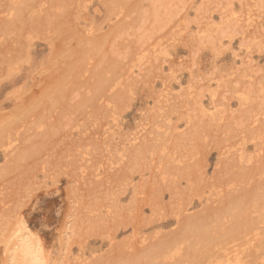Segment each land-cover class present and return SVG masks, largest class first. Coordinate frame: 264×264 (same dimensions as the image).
Segmentation results:
<instances>
[{"label":"rangeland","instance_id":"374dc122","mask_svg":"<svg viewBox=\"0 0 264 264\" xmlns=\"http://www.w3.org/2000/svg\"><path fill=\"white\" fill-rule=\"evenodd\" d=\"M261 196L264 0H0V264H264Z\"/></svg>","mask_w":264,"mask_h":264},{"label":"bare ground","instance_id":"6f19581e","mask_svg":"<svg viewBox=\"0 0 264 264\" xmlns=\"http://www.w3.org/2000/svg\"><path fill=\"white\" fill-rule=\"evenodd\" d=\"M160 3V2H159ZM156 4V3H155ZM154 4V5H155ZM153 6V5H152ZM156 6V5H155ZM161 6V5H160ZM158 7V6H157ZM163 7V6H162ZM155 9V8H154ZM263 194V193H262ZM262 197V199L264 198L263 196H261ZM257 198V197H256ZM260 198V197H259ZM257 201H258V199H256ZM264 200V199H263ZM257 201L255 202V205L257 204V205H259L260 207H261V205L260 204H258L257 203ZM259 202V201H258ZM261 202V201H260ZM259 202V203H260ZM262 204V203H261ZM256 205V207H258ZM259 208V207H258ZM237 213V212H236ZM235 213V214H236ZM239 217V216H238ZM241 217V216H240ZM234 218V217H233ZM234 219H236V217L234 218ZM241 220V219H240ZM239 220V221H240ZM236 221V220H235ZM242 221V220H241ZM240 221V222H241ZM238 222V221H237ZM236 223V222H235ZM242 223V222H241ZM240 223V224H241ZM236 225V224H235ZM239 225V224H238ZM242 232V231H241ZM248 232V231H247ZM246 232V234H248ZM238 233H239V231H238ZM244 233V232H243ZM240 234H242V233H240ZM245 234V235H246ZM245 237V236H244ZM20 238V237H19ZM20 243H18V245L16 246V253H15V258H16V261H17V263L18 264H21L22 263V259H24V258H28V262L26 263V264H48V262H47V259H46V257L43 255V252H42V249H41V246L40 245H38V244H34V243H32V242H30V241H28V240H20L19 241ZM160 248V247H159ZM158 248V249H159ZM154 250H156L157 251V249H156V247H155V249ZM153 250V251H154ZM152 251V250H151ZM151 251H149V252H151ZM152 251V252H153ZM149 252H147V253H149ZM158 252V251H157ZM161 252V251H160ZM150 254V253H149ZM155 254V253H154ZM146 255H148V254H146ZM146 255H144V256H146ZM151 255V254H150ZM149 255V256H150ZM153 255V254H152ZM154 257L156 256V255H153ZM146 258V257H145ZM141 259V258H140ZM151 259V258H150ZM154 259V258H153ZM147 260V259H146ZM152 260V259H151ZM151 260H150V262H151ZM145 262V261H144ZM137 263V262H136ZM140 263H143V261L142 262H140ZM153 263H155V262H152V264ZM147 264V263H146ZM149 264V263H148Z\"/></svg>","mask_w":264,"mask_h":264}]
</instances>
